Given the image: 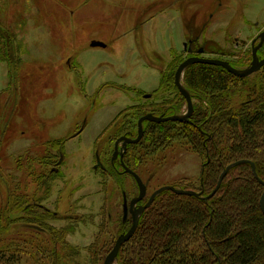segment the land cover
I'll use <instances>...</instances> for the list:
<instances>
[{
  "label": "rangeland",
  "instance_id": "1",
  "mask_svg": "<svg viewBox=\"0 0 264 264\" xmlns=\"http://www.w3.org/2000/svg\"><path fill=\"white\" fill-rule=\"evenodd\" d=\"M0 22L21 59L12 71L0 60V170L7 176V184L0 177V227L25 223L10 213L19 208L13 197H41L57 214L51 226L75 228L65 240L86 264L89 251L115 244L124 203L138 194L131 176L104 181L101 172L127 134L133 106L156 96L175 57H188V38L192 53L203 46L206 57L239 60L252 50L264 29V0H0ZM62 144L57 153L53 146ZM160 153L140 168L148 197L199 180V154L175 145ZM61 154L58 179H34L57 167Z\"/></svg>",
  "mask_w": 264,
  "mask_h": 264
},
{
  "label": "trees",
  "instance_id": "2",
  "mask_svg": "<svg viewBox=\"0 0 264 264\" xmlns=\"http://www.w3.org/2000/svg\"><path fill=\"white\" fill-rule=\"evenodd\" d=\"M14 39L11 29L0 22V60L11 71L21 65L19 55L15 56L18 51L13 46ZM258 56L264 57V46ZM225 59L238 69L247 68L252 50L245 49L239 60ZM181 60L182 56L175 57L161 72L156 96L133 106L135 111L129 114L128 125L125 123L127 134H137L138 120L147 113L173 116L186 111L187 103L174 81ZM183 83L194 101L189 120L145 121L143 138L128 145L123 162L142 177L140 168L149 162L155 163L163 154L160 152L174 145L187 147L203 160L201 176L198 181L185 178L174 186L202 192V196L176 194L171 190L162 192L144 211L135 234L122 246L115 262L264 264V214L260 208L264 186L255 177L251 165L232 169L216 194L207 200L203 198L215 188L224 168L241 159L253 161L264 181V67L249 76H238L221 66L197 63L187 68ZM64 146L54 145L53 149L60 153ZM102 168L104 181L130 177L124 172L120 156L114 161L110 157L107 167ZM59 172L57 168L33 177L38 182L42 178L55 181ZM0 177L7 178L3 170ZM41 201V197L15 202L12 198V204L16 203L19 208L10 213L20 216L25 223L18 227L13 226L16 222L9 221L5 228L0 227V264H83L78 252L65 240L75 228L67 226L61 230L51 226L50 220L56 219L57 214ZM120 223L118 233L131 227L130 218L122 216ZM13 231L8 240H1L6 232ZM18 240L24 241L22 248L16 245ZM112 247L111 243L106 248L92 249L86 264H103Z\"/></svg>",
  "mask_w": 264,
  "mask_h": 264
},
{
  "label": "water",
  "instance_id": "3",
  "mask_svg": "<svg viewBox=\"0 0 264 264\" xmlns=\"http://www.w3.org/2000/svg\"><path fill=\"white\" fill-rule=\"evenodd\" d=\"M257 41H258V44L255 45V43ZM91 45L93 47H95V46L105 47L106 46V44L104 42H100V41H92ZM263 45H264V31L259 34L258 39H255L253 41V43H252L253 60H252L251 64L245 69H238V68L234 67L229 61L223 60V59L209 58V57L196 56V55L189 56L188 58H186L184 61H182L178 65V67L175 71V76H174L176 87L178 88L180 93L183 95V97L187 101L186 112L184 114H181V115H173V116H157V115H154L153 113H147L144 116L140 117L138 120V132H137L136 137H132L129 135H123L116 140L112 160L114 161L115 159H117L120 156V159L122 160V166L124 168V172L129 174L137 184L138 195L135 196L130 201L129 205L125 204V206H124V216L127 217L128 214L131 215V218H132L131 227L129 228V230L127 232H124L117 237L113 248L106 255V257L103 261V264H114L115 263L118 255L121 251L122 246L126 242H128L133 237V235L135 234V232L139 226V222H140V218H141L142 214L144 213V211L147 208H149L152 205L154 200L162 192H164L166 190H171V191L175 192L176 194H187V195H192V196H197V197L202 196V192H197V191L189 190V189H182V188H178L174 185H166V186H163V187L156 189L148 197V187L145 184V182L143 181V179L140 177V175L136 171L129 168L123 162V156L127 150L128 145L138 143L143 138V136H144V122L145 121H152V122L159 123V122H164V121H168V120H176V121H182V122L188 121L190 116L192 115V113L194 111V101H193L191 93L184 86V83H183L184 71L189 66H191L193 64L205 63V64H210V65L221 66V67L227 69L228 71H230L231 73L238 75V76H249V75L259 71L260 69H262L264 67V58L260 59L259 56L257 55L258 49H260ZM146 96L150 97V95H146ZM61 162H62V158L59 160L58 164H60ZM242 164H250L255 177L264 186V181L259 177L258 172L256 170V164L253 161H250L248 159H241V160L235 161V162L227 165L224 168V170L220 174L219 180H218L215 188L212 190V192L209 195L203 196V198L207 200V199L211 198L212 196H214L216 194V192L220 189L222 182L225 179V177L228 175V173L232 169H234V168H236ZM145 199H147L146 203L138 205L141 201H144ZM260 208L264 214V191H263L261 199H260Z\"/></svg>",
  "mask_w": 264,
  "mask_h": 264
},
{
  "label": "flooded vegetation",
  "instance_id": "4",
  "mask_svg": "<svg viewBox=\"0 0 264 264\" xmlns=\"http://www.w3.org/2000/svg\"><path fill=\"white\" fill-rule=\"evenodd\" d=\"M264 31V29L262 30V31H259L258 33H257V35L251 40V45H252V43H253V41L255 40V39H258V37H259V34L261 33V32H263ZM189 39V43H190V46L188 47L189 48V55H188V57L189 56H193V55H196V56H203V57H206V56H204L205 55V48L203 47V46H201V47H197L196 49H197V51H196V53L194 52V53H192L193 51H194V49H193V46H192V44H193V42H194V40H190L191 38H188ZM259 41V40H258ZM258 41L255 43V45L256 44H258ZM187 42H185V44H186ZM264 46V45H263ZM262 46V47H263ZM261 47V48H262ZM191 48V49H190ZM252 49H253V46L251 47ZM260 48V49H261ZM260 49H258V51L260 50ZM258 51H257V55H258ZM214 54V56H212V57H209V58H218V59H223V60H226L225 58V56L224 57H221V55H219V54H217V53H213ZM187 57V58H188ZM259 58L260 59H262V58H264V57H260L259 56ZM252 60H253V54H252ZM252 60H251V62H252ZM184 61V60H183ZM228 61V60H227ZM182 62V61H181ZM180 62V63H181ZM251 62H250V64H251ZM179 63V64H180ZM249 64V65H250ZM178 67V66H177ZM177 69V68H176ZM176 71V70H175ZM174 76H175V74H174ZM174 81H175V79H174ZM180 92V91H179ZM152 97V95H150V97H147V96H145V98L146 99H148V98H151ZM185 101H186V99H185ZM186 103H187V101H186ZM187 110V109H186ZM160 116H165V115H160ZM84 127V126H83ZM83 127H82V129L81 130H79V132H81L82 130H83ZM78 134V133H77ZM125 135H129V136H132V137H136L137 136V134L136 135H132V134H125ZM62 152V151H61ZM112 156H113V154H112ZM62 158V162H63V160H64V157H63V155L61 154V156H60V159ZM59 159V160H60ZM59 162V161H58ZM62 162L60 163V164H58L57 163V167H55L54 169H57L61 164H62ZM138 195V194H137ZM132 200V199H131ZM130 200V201H131ZM130 201H129V203H130ZM129 203H128V201L126 202L125 201V203H124V206H125V204H127V205H129ZM146 203V202H145ZM141 204H144L142 201L138 204V205H141ZM124 206H123V218L124 219H127V218H130L131 219V225H132V218H131V215L130 214H128V216L127 217H125L124 216ZM129 230V229H128ZM127 230V231H128ZM127 231H125V232H127ZM124 233V232H123ZM122 234V233H121ZM114 246V245H113Z\"/></svg>",
  "mask_w": 264,
  "mask_h": 264
}]
</instances>
